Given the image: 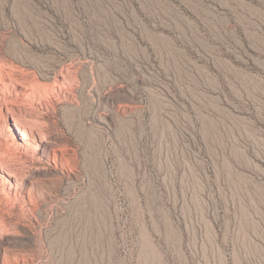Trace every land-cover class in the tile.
Returning <instances> with one entry per match:
<instances>
[{
	"label": "rangeland",
	"instance_id": "obj_1",
	"mask_svg": "<svg viewBox=\"0 0 264 264\" xmlns=\"http://www.w3.org/2000/svg\"><path fill=\"white\" fill-rule=\"evenodd\" d=\"M0 264H264V0H0Z\"/></svg>",
	"mask_w": 264,
	"mask_h": 264
},
{
	"label": "bare ground",
	"instance_id": "obj_2",
	"mask_svg": "<svg viewBox=\"0 0 264 264\" xmlns=\"http://www.w3.org/2000/svg\"><path fill=\"white\" fill-rule=\"evenodd\" d=\"M44 147H46L47 148V146H44ZM48 151V150H47Z\"/></svg>",
	"mask_w": 264,
	"mask_h": 264
}]
</instances>
